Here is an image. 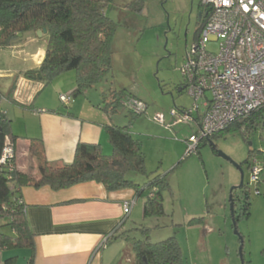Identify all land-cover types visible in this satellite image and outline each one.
I'll list each match as a JSON object with an SVG mask.
<instances>
[{
	"label": "rangeland",
	"instance_id": "rangeland-1",
	"mask_svg": "<svg viewBox=\"0 0 264 264\" xmlns=\"http://www.w3.org/2000/svg\"><path fill=\"white\" fill-rule=\"evenodd\" d=\"M131 1L114 0L122 6L107 9L118 25L112 40V70L95 87L72 98H79L80 103L90 99L106 108L115 124L130 125L134 137L142 141L148 176L159 172L167 178L168 187L162 190L166 216L144 217L145 197L134 206L123 231L126 247L130 248V258L124 264H135L133 241L147 237L155 243L172 236L180 246L182 264H264V173L253 182L247 163L257 159L260 166L262 162L264 125L250 132L231 128L211 142H202L200 149L190 155L187 152L191 135L199 132L195 120L200 113L193 111L190 120L183 116L192 110L194 99L180 91L185 83L181 69L187 50L199 42L195 35L201 0H144L139 13L125 8ZM38 37L21 45H25L22 52L0 56V71L35 69L38 65L32 52L40 48L45 52L46 48V42ZM205 44L208 51H219V42L205 40ZM2 81L0 90L7 93ZM59 83L63 87L76 86V73H64L44 87L36 98V109L57 104L64 108L57 93ZM74 89H69L68 96ZM116 90L125 100L136 96L147 105L146 112L133 118L123 105L113 112L110 104ZM0 104L13 116L16 134L25 132L27 126L28 132L37 129L31 112L12 110L11 104L1 98ZM157 116L164 117L163 124ZM237 165L244 172V188H240ZM133 179L141 186L148 182L140 175ZM244 191L251 199V214L237 222V234L230 197H235L234 208L239 211ZM7 223L0 220V233L13 235ZM29 256L27 249H5L0 252V264L9 257H17L16 264H27Z\"/></svg>",
	"mask_w": 264,
	"mask_h": 264
},
{
	"label": "trees",
	"instance_id": "trees-1",
	"mask_svg": "<svg viewBox=\"0 0 264 264\" xmlns=\"http://www.w3.org/2000/svg\"><path fill=\"white\" fill-rule=\"evenodd\" d=\"M115 5L114 0H0L1 52L21 47L30 33L46 30L45 55L41 64L36 69L14 75L9 92L4 94L0 90V98H5L22 109L33 108L34 102L27 106L14 99L20 77L38 81L46 87L60 75L71 71L76 73V86L71 93V100L84 94L86 89L95 87L112 70V40L118 25L108 15L107 9ZM143 7L144 0H132L125 6L138 13ZM199 7L200 13H203V8L208 12L201 3ZM207 12L198 18L196 40L209 17ZM184 84L180 91H185ZM128 98L139 100L134 95ZM125 101L117 90L113 91L111 110L115 112L118 106H125ZM97 107L104 110L111 119L106 108L100 105ZM127 110L133 118L146 112ZM197 120L195 122L198 124ZM263 125L264 113L257 112L246 119L238 120L222 132L231 128L257 131ZM105 132L111 146L110 154H105L100 144L79 142L71 163H52L46 156L43 139L31 138L27 171L18 168L16 153L15 157L0 164V220H8L7 225L13 232V235L0 233V252L5 249H27L30 251L27 264L36 263V235L28 219L27 204L23 200L22 191L25 188L49 187L58 192L94 181L101 184L107 192L131 189L136 194V201L145 197L144 217L166 216L162 190L168 187L167 178L159 172L148 176L142 141L134 137L130 125H118L111 121L105 126ZM222 132L202 140L196 151L200 149L202 142H211L212 138ZM17 140L18 136L12 130V120L0 108V160L8 144L15 148ZM247 163L252 169L253 164L249 160ZM260 166L264 173V152ZM134 175L147 177L148 182L141 186L134 181ZM243 195L242 207L239 211H234L235 222L242 218L247 219L251 214L250 196L246 191ZM232 201L236 202L234 196ZM125 221L126 218L114 229L115 233L110 242L119 238L127 239L124 232L118 234ZM133 250L136 255L135 264H182V252L174 236L155 243L148 241L147 237L135 240ZM16 262L17 257H9L3 264Z\"/></svg>",
	"mask_w": 264,
	"mask_h": 264
},
{
	"label": "crops",
	"instance_id": "crops-1",
	"mask_svg": "<svg viewBox=\"0 0 264 264\" xmlns=\"http://www.w3.org/2000/svg\"><path fill=\"white\" fill-rule=\"evenodd\" d=\"M36 37L39 38L37 33L28 34L25 43L33 41L34 38L36 40ZM41 38L46 42V33ZM24 46L0 51L2 54L0 56L10 52L20 53ZM32 53L39 66L45 55L44 49L40 48ZM32 69L34 68L14 72L0 71V80H3L7 93L14 75ZM74 87L75 84L63 87L62 83H59L57 93L59 97L68 96L69 89ZM43 90L42 83L20 77L14 99L27 106L34 102V107L22 109L3 98L11 104L12 110L21 109L31 112L30 116L36 122L37 129L31 132L30 129L28 132L27 126L25 132L16 134L15 130L18 129L14 130L12 127L13 133L18 136L15 149L17 166L20 170L29 169L28 152L31 138L43 139L46 156L52 163H71L79 142L100 144L103 152L110 154L111 146L105 126L113 120L104 110L97 107L99 104H95L90 99L88 103L86 101L80 103L78 98L75 101L72 99L69 104H63L61 101L64 108L57 104L54 108L36 109V98ZM0 108L13 121L12 124H15L13 116H9L10 113L3 104H0ZM22 195L27 204L31 228L36 235L35 264H124L125 259L129 260L130 248L126 247L124 238H119L115 242L107 241L106 246L101 250L99 247L105 237L112 238L114 229L124 218L126 221L118 234L125 230L133 209L125 216L124 205L132 201L136 202V205L138 202L133 190L107 192L101 184L91 181L58 192L49 187L25 188Z\"/></svg>",
	"mask_w": 264,
	"mask_h": 264
},
{
	"label": "built area",
	"instance_id": "built-area-1",
	"mask_svg": "<svg viewBox=\"0 0 264 264\" xmlns=\"http://www.w3.org/2000/svg\"><path fill=\"white\" fill-rule=\"evenodd\" d=\"M209 17L201 32L198 44L186 52L182 75L184 89L193 99L194 106L183 116L192 119L193 111L200 113L199 132L189 139L188 154L198 144L241 119L257 112L264 113V0H201ZM205 40L219 42V51H208ZM64 104L71 97L61 95ZM127 109L141 113L146 105L134 98L124 102ZM156 120L164 123L163 116ZM195 120V121H196ZM15 157L8 144L0 164ZM252 181H258L262 168L253 161ZM135 202L124 205L127 216ZM105 237L99 247L106 246Z\"/></svg>",
	"mask_w": 264,
	"mask_h": 264
},
{
	"label": "water",
	"instance_id": "water-1",
	"mask_svg": "<svg viewBox=\"0 0 264 264\" xmlns=\"http://www.w3.org/2000/svg\"><path fill=\"white\" fill-rule=\"evenodd\" d=\"M202 17V13H199V17L198 18H201ZM44 33H46V30L44 29V30H39V31H37V35H39L40 37L44 34ZM212 146H213V144H212ZM214 147V146H213ZM215 148V147H214ZM239 170H240V172H241V184H240V188H242L243 187V185H244V172L242 171V169H241V167L239 166V165H237L236 166ZM230 202H231V214H232V217L234 216V211H235V208H234V203H233V201H232V196L230 197ZM234 220V219H233ZM237 222H235L234 221V226H235V233H237L238 234V231H237V229H236V227H237ZM240 250H242V248L240 249ZM240 252H242V251H240Z\"/></svg>",
	"mask_w": 264,
	"mask_h": 264
},
{
	"label": "flooded vegetation",
	"instance_id": "flooded-vegetation-1",
	"mask_svg": "<svg viewBox=\"0 0 264 264\" xmlns=\"http://www.w3.org/2000/svg\"><path fill=\"white\" fill-rule=\"evenodd\" d=\"M202 11H203L204 14H206V12H207L204 8L202 9ZM203 13H202V14H203Z\"/></svg>",
	"mask_w": 264,
	"mask_h": 264
}]
</instances>
